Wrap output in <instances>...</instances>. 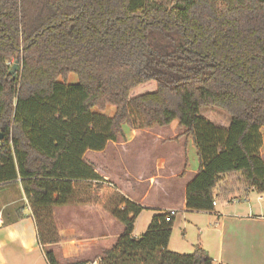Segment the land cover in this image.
Here are the masks:
<instances>
[{
	"label": "trees",
	"instance_id": "trees-1",
	"mask_svg": "<svg viewBox=\"0 0 264 264\" xmlns=\"http://www.w3.org/2000/svg\"><path fill=\"white\" fill-rule=\"evenodd\" d=\"M174 120L200 161L187 210L214 211L226 175L264 194V0H0V185L21 184L36 222L70 203L76 181L104 180L84 155L124 123ZM122 204L112 214L125 231L100 264H214L201 244L168 248L176 215L156 213L137 237L145 207Z\"/></svg>",
	"mask_w": 264,
	"mask_h": 264
},
{
	"label": "crops",
	"instance_id": "crops-1",
	"mask_svg": "<svg viewBox=\"0 0 264 264\" xmlns=\"http://www.w3.org/2000/svg\"><path fill=\"white\" fill-rule=\"evenodd\" d=\"M178 123V120H174L168 126L172 130V133L169 134L170 137H165V135L168 136L167 133L160 136V132H157L156 137L158 141H163L162 143L173 141L182 145V148H174L177 156L174 160L180 163L181 167L170 171V174L166 171L147 175L142 172L134 173L127 166L126 168L118 166L120 169L118 171L110 161L102 163L101 160L94 158V155L89 157L90 151L85 153L84 160L104 178L101 182L106 184V180H109V184H112L114 188L117 187L125 198L144 206V211L154 208L156 213L171 209L178 210V213L181 211L193 213L195 216H193L194 221L192 222L198 229V233L201 231V236L191 238L190 244L193 246L201 244L213 258L214 264H264V196L260 199L259 194L254 190L245 193L243 185L238 181L235 182V176L226 175L215 190L216 209L214 211L187 210L186 189L189 182L198 173L200 161L193 139L183 135V129L179 131ZM124 132L126 141L108 142L107 147L101 151L103 156L115 149L122 151L128 148L138 136L137 130L126 125ZM261 153L264 157V146ZM159 162L163 165L166 164L165 159H160ZM147 178L150 179L153 186L159 184L163 196L169 200V204L158 206L156 203L146 202V194L139 199H134L129 193V187L132 189L130 183L135 181L141 184ZM178 197L180 198L179 203L177 202ZM23 199L28 204L19 182L0 185V264H43V246L39 242L37 222L32 212L29 213L26 205L21 203ZM28 207L30 208L29 205ZM177 215L174 224H176ZM91 218L88 217V221L84 222L85 227L88 225V228L92 230L90 233H108L105 229H108V224H111L112 217L106 219L104 215L100 216L98 213L97 216ZM76 219L78 220L77 216H75ZM101 219H103L102 222ZM90 221L95 223L89 224ZM199 223L204 226L203 230L199 228ZM172 239L173 236H171L168 246L170 250H174V247H171ZM106 240L105 236L94 241V245L85 248L83 253L68 256L85 261L94 260L101 256L92 257L98 249L105 251L113 246L109 242L106 244ZM175 250L177 249L175 248ZM91 257L92 259H90Z\"/></svg>",
	"mask_w": 264,
	"mask_h": 264
},
{
	"label": "rangeland",
	"instance_id": "rangeland-1",
	"mask_svg": "<svg viewBox=\"0 0 264 264\" xmlns=\"http://www.w3.org/2000/svg\"><path fill=\"white\" fill-rule=\"evenodd\" d=\"M17 63V69L13 73L15 74L18 70V62L13 61L12 64ZM212 109H203L202 115L211 116L216 118L215 120L211 119L217 124L225 123V117L222 114H218ZM225 112V111H224ZM227 117L228 113H224ZM230 118V117H229ZM229 122V121H228ZM227 123V122H226ZM130 127L127 123L123 124L124 126ZM131 128V127H130ZM132 129V128H131ZM182 131V128L179 131ZM184 130V129H183ZM137 138L132 144L121 151V149H115L108 152L105 156L102 155L101 151L90 150L89 157L93 156L97 160H101L102 163L111 162L115 169L129 168L134 173H144V174H160L161 171H166L170 174V171L176 170L181 167L180 163L175 162L174 148H182V145H178L173 141H168L162 143L163 141H158L156 139L157 132H160L165 135L167 133L170 137L172 130L168 126H156L147 129L137 130ZM126 141L125 132L124 137L120 138L118 142ZM160 159H165L166 164L160 163ZM167 173V174H168ZM168 174V176H170ZM106 184L101 181H76L74 186V194L71 198V201L68 205L63 207H44L36 211V217L38 219L37 228L43 238L44 247L42 253L43 264H49L46 256V250H52L56 256V259L60 264H67L75 261H85L80 260L77 257H69L71 254L83 253L84 249L93 246L94 241L101 238L107 237L106 244L109 242L111 245H114L116 240L120 237L125 231V226L119 222L113 216V210L123 209V200L124 195L121 194L117 187L114 188L109 184V180H106ZM132 189L129 187L130 194L134 199H139L146 194V202L156 203L158 206L169 204V200L163 196L162 188L159 187V184L152 185L150 179L141 184L133 181L130 183ZM129 185V184H128ZM117 186V185H116ZM264 196V194H259V196ZM177 202H180V198H177ZM21 203H24L28 208L29 213L35 212L32 207H28L26 200L23 199ZM171 203V202H170ZM264 204V199H263ZM98 213L100 216L112 217L111 224H108V233H99L96 234L90 233L92 230L85 227L84 222H87L88 217L97 216ZM156 214V209H146L143 211L135 223L134 234L137 236L142 235L148 229V226L152 220V217ZM77 216L78 220H75ZM193 213L188 211H181L177 215L176 224L173 226L172 232V243L171 247H174V250L179 253L191 254L194 251L195 246L190 244L191 238H197L201 236V231L198 233V229L195 227ZM94 220V218H91ZM96 220V218H95ZM103 219H101V222ZM92 223H95L92 221ZM91 221L89 224H92ZM96 226V225H95ZM78 228V229H77ZM97 229V227H95ZM199 228L202 230L204 226L202 223H199ZM84 229V230H82ZM175 248L177 250H175ZM42 252V251H41ZM104 249L94 252L92 257L96 255H103ZM82 258L85 256L80 255ZM92 257L90 259H92ZM91 261V260H90Z\"/></svg>",
	"mask_w": 264,
	"mask_h": 264
},
{
	"label": "built area",
	"instance_id": "built-area-1",
	"mask_svg": "<svg viewBox=\"0 0 264 264\" xmlns=\"http://www.w3.org/2000/svg\"><path fill=\"white\" fill-rule=\"evenodd\" d=\"M111 186L113 187L112 184H111ZM259 198L262 199V195L259 196ZM166 214H167V216L165 218L166 221H170V217L177 215L178 214V210H175V209L167 210ZM101 261H102V257L99 256L96 259L91 260V261H87L86 263H83V264H100Z\"/></svg>",
	"mask_w": 264,
	"mask_h": 264
},
{
	"label": "water",
	"instance_id": "water-1",
	"mask_svg": "<svg viewBox=\"0 0 264 264\" xmlns=\"http://www.w3.org/2000/svg\"><path fill=\"white\" fill-rule=\"evenodd\" d=\"M16 69H17V63L14 64V66H13L12 70L10 71V73L13 74L16 71ZM2 138H3V135L0 132V143H1Z\"/></svg>",
	"mask_w": 264,
	"mask_h": 264
}]
</instances>
